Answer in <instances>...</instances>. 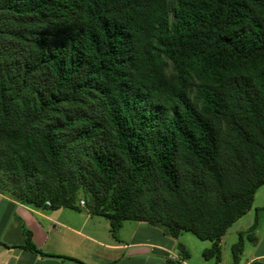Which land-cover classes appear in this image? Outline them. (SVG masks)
Instances as JSON below:
<instances>
[{
  "label": "trees",
  "instance_id": "1",
  "mask_svg": "<svg viewBox=\"0 0 264 264\" xmlns=\"http://www.w3.org/2000/svg\"><path fill=\"white\" fill-rule=\"evenodd\" d=\"M263 184L264 0H0V192L189 231L218 263Z\"/></svg>",
  "mask_w": 264,
  "mask_h": 264
},
{
  "label": "crops",
  "instance_id": "2",
  "mask_svg": "<svg viewBox=\"0 0 264 264\" xmlns=\"http://www.w3.org/2000/svg\"><path fill=\"white\" fill-rule=\"evenodd\" d=\"M259 209L257 207L256 212ZM79 215L74 217L73 221L68 219L70 215L62 207L52 212L44 211L21 204L7 194L0 192V264H46L40 261L43 260V255L40 256L19 247H13L21 245L24 241L23 226L32 232V240L40 250L49 243L56 249L50 250V252L46 251L47 253L75 258L84 264H164L166 258L180 260L181 264H191L179 249H175L176 240L161 227L139 222L134 226L127 241L117 238L114 243V239L99 237L98 231L85 227L86 221L92 218L88 210L87 215H81V213ZM78 218L83 219L79 220ZM59 226L64 228V232L58 234L57 238L56 236L51 238L50 233L57 232ZM104 231L106 230L104 229ZM228 232L229 229L220 241L221 260L223 245L225 239L228 238ZM137 233H139L138 238H136ZM254 234L256 241L253 242L246 258L240 260L238 264H247L255 259L264 260V233L261 232L258 216ZM71 235L77 237L78 240L76 239V241H80V243H88L89 252L87 255L80 250V245L75 243L73 238H69L72 242L68 243L67 238ZM63 243H66L70 248L67 249L66 244ZM114 253H119L115 259ZM59 259L58 263L56 260L53 263L62 264V260H68ZM68 261L70 264H80L73 260ZM230 263L231 261L227 264Z\"/></svg>",
  "mask_w": 264,
  "mask_h": 264
},
{
  "label": "rangeland",
  "instance_id": "3",
  "mask_svg": "<svg viewBox=\"0 0 264 264\" xmlns=\"http://www.w3.org/2000/svg\"><path fill=\"white\" fill-rule=\"evenodd\" d=\"M82 198L83 197H81V199ZM257 207H259L260 209L256 212ZM62 209H65L66 211H68V215H70L68 216V219H71L73 221H74V217L80 216L79 215L80 213L81 215L82 214L87 215V210H86L87 207L85 206V202H84V205H78L77 208L62 207ZM53 210L44 209V211H49V212H52ZM60 213H62V211H60ZM255 216L256 217L258 216V221L260 223L261 232L264 233V184L258 187L257 190L255 191L252 208L249 209L246 214L236 219L234 223L228 228L229 229L228 238L225 239V243L223 245V254H222V260L220 263H216L215 257L204 258L202 254L205 248H209L210 241L205 240V239H200L197 236H195L192 232H189V231H182L180 234H178L176 238H174V240H176L175 249L176 250L179 249L178 245L183 246L185 251L188 253L187 260H189L191 264H227L229 261H231L230 264H232V261H233L232 253H231L232 246L239 240L240 237H242L243 244L244 243L245 244L242 248V251L239 253V259L243 260L249 254L250 249L253 244V242L248 240V237H247L248 233L246 232L244 228H247L253 222ZM91 217L92 218H90V220L88 219L86 221L85 227L88 229L89 228L93 229V231H98L97 235L99 237L104 236V237H108L111 240L114 239V243L116 242L115 240H117V238L123 241H127L128 237L132 234L134 226L137 225L139 222H142L143 224L145 223L149 224L145 221L126 220L123 222L121 228L116 230V233L114 235V233L109 231V228H110L109 220L106 217L98 216V215H92ZM78 219L81 220L83 218H78ZM104 229L106 231H104ZM62 232H64V228L59 226V230L57 232L50 233V237L52 238L56 236L57 238L58 234H61ZM138 236H139V233H137L136 238H138ZM69 238H73L75 243H78L80 245V250L84 252V254L87 255V253L89 252L87 242H82L81 240L82 243H80V241H76V239L78 240L77 237H75L74 235H71L70 237L67 238L68 243L72 242ZM57 248H61V247H57ZM66 248L69 249L70 247L66 244ZM55 249L56 247H53L52 245L47 243V245L43 247L42 250L45 251V253H47V252H50V250H55ZM118 254L119 253H114V259L118 257ZM42 257H43V260H40V261L45 262L46 264H54L53 263L54 260H56L58 263V261L60 260L59 258L53 257V256H42ZM62 264H70V261L62 260Z\"/></svg>",
  "mask_w": 264,
  "mask_h": 264
},
{
  "label": "built area",
  "instance_id": "4",
  "mask_svg": "<svg viewBox=\"0 0 264 264\" xmlns=\"http://www.w3.org/2000/svg\"><path fill=\"white\" fill-rule=\"evenodd\" d=\"M46 204L49 205V201H46ZM80 205H84V201L80 200Z\"/></svg>",
  "mask_w": 264,
  "mask_h": 264
},
{
  "label": "clouds",
  "instance_id": "5",
  "mask_svg": "<svg viewBox=\"0 0 264 264\" xmlns=\"http://www.w3.org/2000/svg\"><path fill=\"white\" fill-rule=\"evenodd\" d=\"M174 260H176V259H174Z\"/></svg>",
  "mask_w": 264,
  "mask_h": 264
}]
</instances>
